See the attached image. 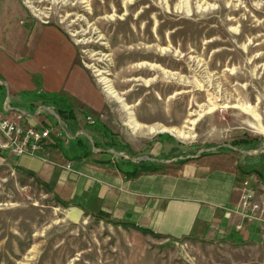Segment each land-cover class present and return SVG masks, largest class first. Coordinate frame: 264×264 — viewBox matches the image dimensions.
Masks as SVG:
<instances>
[{"label": "rangeland", "instance_id": "374dc122", "mask_svg": "<svg viewBox=\"0 0 264 264\" xmlns=\"http://www.w3.org/2000/svg\"><path fill=\"white\" fill-rule=\"evenodd\" d=\"M19 1L30 23L54 24L75 43L105 103L98 118L119 145L143 143L157 133L149 126L190 128L193 136H171L191 147L264 143V0ZM0 12V23L16 15ZM76 113L84 124L88 113ZM1 152L0 264H264L258 225L257 235L237 242L166 239L93 216L71 221L53 186Z\"/></svg>", "mask_w": 264, "mask_h": 264}, {"label": "crops", "instance_id": "0c3cea01", "mask_svg": "<svg viewBox=\"0 0 264 264\" xmlns=\"http://www.w3.org/2000/svg\"><path fill=\"white\" fill-rule=\"evenodd\" d=\"M9 8L15 17L0 23V111L11 118L20 113L25 125L62 126L69 140L53 135L46 160L8 150L5 157L53 186L66 201L69 220L93 216L173 240L257 235L255 223L235 228L241 217L234 210L245 179L252 178L255 188L257 179L264 183V143L249 146L255 140L243 139L238 145L224 143L223 148L191 147L163 130L143 143L131 137L119 145L118 135L98 118L105 103L70 36L54 24L30 23L19 0H0V11ZM53 97L63 98L72 109L76 132L70 129L73 122L59 116L50 102ZM76 107L88 113L82 125ZM76 135L88 140L92 153L65 157L56 143L62 140L71 148ZM101 137L116 145L101 143ZM131 170L137 172L128 173Z\"/></svg>", "mask_w": 264, "mask_h": 264}, {"label": "built area", "instance_id": "2783aa9c", "mask_svg": "<svg viewBox=\"0 0 264 264\" xmlns=\"http://www.w3.org/2000/svg\"><path fill=\"white\" fill-rule=\"evenodd\" d=\"M15 117H8L0 111V149L8 150L16 156L37 154L46 160L49 156L48 145L51 143L52 134L67 142L69 140V134L62 126L54 129L50 125H25L19 121L20 113ZM87 119L93 122L90 116H87ZM65 167L69 169L71 164L67 162ZM252 181L249 177L244 180L239 207L234 210L241 217V221L235 224L237 230L243 227V222L258 224L264 230V196L256 198V188Z\"/></svg>", "mask_w": 264, "mask_h": 264}, {"label": "trees", "instance_id": "16d2710c", "mask_svg": "<svg viewBox=\"0 0 264 264\" xmlns=\"http://www.w3.org/2000/svg\"><path fill=\"white\" fill-rule=\"evenodd\" d=\"M54 99H52V102L54 104V107L56 108V110L58 111V114L59 116H61L62 118H64L66 121H69V122H73L71 126V130L72 132H76L77 131V128H76V125H75V122H74V114H73V111L72 109L70 108V106L66 103V101L63 99V98H60V97H53ZM86 143V144H84ZM105 143H109L110 145H116V143L112 140H110V142H105ZM56 146L59 147V149L62 151L63 155L65 157L71 155V156H87L89 154H91V150H90V147L88 146V140L86 138H82L78 135H76L73 139H72V147L71 148H68L67 146H65L63 144V142L60 140L56 143ZM94 146L97 147V144L94 143ZM137 172V170H131V171H128V173H132V174H135ZM46 185L49 186V184L47 183H44ZM263 187H264V183H263ZM114 223H119V222H114ZM121 225L123 226H127L125 223L123 222H120ZM134 227V226H133ZM139 229L140 231H142L143 233H149V234H152L153 236H161L160 234L158 233H154L152 232L150 229H147V228H137ZM237 242H242L244 241V239H236Z\"/></svg>", "mask_w": 264, "mask_h": 264}, {"label": "bare ground", "instance_id": "6f19581e", "mask_svg": "<svg viewBox=\"0 0 264 264\" xmlns=\"http://www.w3.org/2000/svg\"><path fill=\"white\" fill-rule=\"evenodd\" d=\"M101 81L104 84L106 92L108 94H110L112 97H114L118 102H120V104L124 108H126L129 111L128 106H127V104L124 101V98L113 88V86L108 82V80L105 77H101ZM128 113H129L130 118L132 119L133 118L132 112L129 111ZM147 129H148V132L166 130V131L171 132V133H173L174 135H176L177 137H180V138H188L190 136H193V135H191V132L189 131L190 128H189V130H186L184 127L183 128H166V127H163V126H149Z\"/></svg>", "mask_w": 264, "mask_h": 264}]
</instances>
